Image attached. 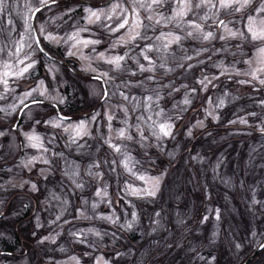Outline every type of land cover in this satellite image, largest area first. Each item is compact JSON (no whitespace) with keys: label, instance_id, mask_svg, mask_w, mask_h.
I'll return each instance as SVG.
<instances>
[{"label":"rangeland","instance_id":"rangeland-1","mask_svg":"<svg viewBox=\"0 0 264 264\" xmlns=\"http://www.w3.org/2000/svg\"><path fill=\"white\" fill-rule=\"evenodd\" d=\"M104 1L63 30L57 21L75 7L35 13L54 59L38 56L31 35L41 0L0 3V264H237L264 238V135L255 134L264 125V40L252 38L264 33V0H225L226 8L221 0ZM120 56L117 70L107 61ZM76 72L99 77L105 92ZM230 81L248 86L246 103ZM198 93L202 104L187 121ZM226 108L228 131L207 144L208 132L193 138ZM161 125H171L169 135ZM248 134L244 145L237 136ZM228 136L239 138L230 157L208 161L204 148ZM171 157L176 171L167 173ZM187 162L197 163L189 174ZM15 220L29 243L5 231ZM193 229L201 242L189 253Z\"/></svg>","mask_w":264,"mask_h":264},{"label":"trees","instance_id":"trees-1","mask_svg":"<svg viewBox=\"0 0 264 264\" xmlns=\"http://www.w3.org/2000/svg\"><path fill=\"white\" fill-rule=\"evenodd\" d=\"M54 1L55 2L53 3V6L58 7V8H62V7L64 8V7H68V6L75 7L73 10H70V11H68L66 13H63V16H61L60 17V20L57 21L58 24L56 25V27H59L60 30H63L64 28H67V27L68 28H72V26L68 24L70 21L75 22V25L78 27L79 24L82 23V14H83V8H84V6H89L91 8L98 7V6L101 5V1L102 0H54ZM50 6H52V5H50ZM2 13H5V11H2ZM104 39H106V38H104ZM105 43H106V40H103V45ZM40 44H41V47L48 54H49V52L52 53L49 50V48H47L44 44H42L41 42H40ZM36 50H37L38 56H41V57H44L45 59H48L45 55H43L40 51H38V49H36ZM63 61H64L63 63L65 65H68V66L72 67L71 65L73 64V61H71L69 59H64ZM39 75L40 76H43V74L41 73L40 70L38 71V76ZM75 77L80 78V79H83L84 78V79L95 80L96 81V79H92L90 77V75H88V77L86 78L85 75L84 76L83 75H80V74H78V72H76ZM233 84H234V82H231V81L228 82V85H229L228 87H230ZM230 89L232 91L236 92L239 95V97H238L239 99L237 100L238 103H241V104H244V102L246 103V98H244V94L246 95V94H248L250 92V89L248 88L247 85H244V84L237 85V84H235V85H233V87H230ZM201 104H202L201 98H200L199 93H198L194 97V99L192 101V105L190 107H188L187 110H185V112L183 114V117H185L187 119V121H190L191 118H192V116L194 115V112L197 111L198 107ZM86 106H88V105H85L84 108L82 107L83 108L82 110H84L86 108ZM69 107L71 109H75L76 108V110H80V106L78 104L75 105L74 103H72L70 106H68V108ZM240 111H242V109ZM229 113H230V109L229 108H226V115H224V116H222L220 118V120L218 122L219 124H213L208 119L207 123L205 124L206 127L204 129L197 130V131H194L193 132V138H195V140H197L199 138V136L201 135L200 132H204V133L208 132L209 135L206 136V137H204V139H203L205 141V144H207L208 141H211L216 136H218L219 135V132L223 134L225 131H228L227 128H230L231 127L229 124L226 123L227 115ZM237 114H238V112H237ZM79 115H80L79 113H76L75 114V116H79ZM181 124L183 125L182 118H178V119H176V124L174 126L175 127H178V126H181ZM255 134H259V133L258 132H255ZM260 135H263V134H260ZM237 137H240V139L246 137L245 140H242L243 143H244V145L247 144L248 141H250V140H252L254 138L251 134H248V135H239ZM237 137L228 136V137L224 138V140H222L221 143L219 144L218 148L217 147H214L215 145L213 146L214 149L211 148V147H205L204 148L205 149L204 150V155L205 156L209 155L208 156V161H210L211 159H213L216 156V153H218L219 156H223L224 158L228 159L231 154L228 153L227 150L230 149V148H232V145L231 144H233L235 141H238L239 140V138H237ZM249 137H250V139H249ZM195 140L188 141L187 144H186V147H183V148H181L178 151V155H182L183 153L189 152L192 149V146H193V143L195 142ZM228 144L230 145V148H229ZM168 145L173 146L174 144L168 142ZM183 149H184V151H183ZM221 151H222V153H221ZM166 159L168 160L170 158H166ZM167 160H165V158H164L163 159V162L168 164V166H167L168 167V171L170 170L169 172H172L174 170V172H175L176 170L174 168V165L177 163V161H173L174 160L173 157H171V159L169 161H167ZM169 163H170V165H169ZM187 163L189 164V166H187V164H186V166H182V171L185 170V172L189 174V167L190 166H193V167L196 168L197 163H195V164L189 163V162H187ZM171 165H172V167H171ZM168 171H167V173H168ZM210 203H211V201H210ZM7 208L8 207L5 206V207H3V210L5 211ZM19 222H20V220H17V221L15 220L14 221V226L12 225L13 226L12 228L6 229L5 231L6 232H9L10 233V236H12L13 238H16L18 240L22 239L21 241L22 242L24 241L25 244H27V243H29V239L27 238L28 236L23 233L24 231L22 232L23 229H20L19 226H17ZM15 224H16V226H15ZM1 226H2V224L0 222V227ZM7 230H9V231H7ZM240 233H242V232H240ZM191 234H190V238L187 239V241H185V244H188V246H189V244H194L192 251L190 250L189 253L193 252L198 247L199 242H201V239L199 241H197V242H195V241L192 240L193 235L196 234V231H194V229H193V232H191ZM243 237H244V235H243ZM201 238H202V241H206L207 240L206 238H204V235H201ZM262 241H264V238L260 242H262ZM3 244H5L6 246H8L7 243H3ZM256 245L250 246L246 250V252L243 254V256L241 257V259L239 260V262L237 264H240L253 251V249H254V247ZM4 249H7V248H4ZM220 249H221V251L223 253L226 252V249L225 248L223 249L222 247H220ZM205 253L208 254L207 251ZM216 257H218V254L216 255ZM219 260L220 259L216 260V262L217 263L220 262ZM248 264H264V246H262L258 250V252L253 256V258L249 261Z\"/></svg>","mask_w":264,"mask_h":264},{"label":"snow or ice","instance_id":"snow-or-ice-1","mask_svg":"<svg viewBox=\"0 0 264 264\" xmlns=\"http://www.w3.org/2000/svg\"><path fill=\"white\" fill-rule=\"evenodd\" d=\"M2 2H3V0H0V3H2ZM41 2H42V4H43V3H46V0H41ZM153 2H154V3H159V0H153ZM232 2H238V0H232ZM249 2H250V0H243V3L241 4V7L247 6ZM230 6H231V3H229V2H225V0H221V7H225V8H226V7H230ZM236 10L239 11L240 9L237 8ZM258 10H259L260 12H264V5H262L261 8L258 9ZM37 11H39V9H37ZM91 15H92V16H96V18L99 19V16H97V14H96L95 12H92ZM223 23H224L223 21H220V24H221V25H223ZM127 24H128V20H127V19H124L123 22L119 24L118 28L111 29V31H118L119 29L124 28ZM249 31H252L251 28L249 29ZM137 35H139V34L137 33ZM211 35H212V34L209 33V34H208L207 36H205L204 38H205V39H208V38H210ZM233 35H234V34H233ZM135 38H136V36H132V37L129 38V41H126V42H130V40H134ZM222 38H223V37H222ZM252 38H253L254 40H256V39L264 40V33L257 34V33H255V32H253V34H252ZM177 39H179V38H177ZM84 43H85L86 45H87L88 43L95 44V43H98V41H85ZM149 50H150V49H149ZM260 51H261V52H264V49H261ZM146 58H147V57H146ZM123 59H124V57L120 56V57H116V58L113 59V60H109V61H107V62L113 64V65L115 66V68H116L117 70H119V68H120V62H121ZM31 66H32V65H28L27 67H25L24 71L26 72V71L28 70V68L31 67ZM104 75H107V74L105 73ZM97 78H99V77H97ZM262 83H264V81H262ZM30 94H31V93H27L26 95H30ZM185 102L187 103V101H185ZM170 128H171V125H167V126H166V125H161V132H162L165 136H167V135L170 134ZM0 134H2V133H0ZM121 135L123 136V132H121ZM147 195H150V196H151V195H155V192H148Z\"/></svg>","mask_w":264,"mask_h":264},{"label":"water","instance_id":"water-1","mask_svg":"<svg viewBox=\"0 0 264 264\" xmlns=\"http://www.w3.org/2000/svg\"><path fill=\"white\" fill-rule=\"evenodd\" d=\"M53 1H49V2H46V3H44V4H42V5H40V6H38V7H36L33 11H32V13H31V15H30V18H29V21H30V26H31V32H32V36H33V40H34V42H35V45L37 46V48L43 53V54H45V55H47L48 56V54L41 48V46H40V44H39V42H38V38H37V35H36V33H35V30H34V28H33V25H32V19H33V16H34V14H35V12L37 11V9H40V8H42V7H44V6H47V5H49V4H51ZM262 245H264V242L263 243H261V244H259V245H257L254 249H253V251L250 253V255L241 263V264H247L251 259H252V257L257 253V251L260 249V247L262 246Z\"/></svg>","mask_w":264,"mask_h":264}]
</instances>
